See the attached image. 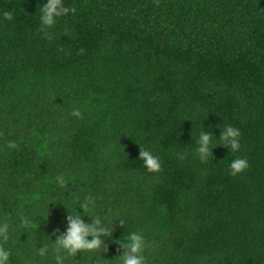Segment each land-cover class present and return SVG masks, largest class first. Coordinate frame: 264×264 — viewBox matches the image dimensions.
<instances>
[{
    "label": "trees",
    "instance_id": "1",
    "mask_svg": "<svg viewBox=\"0 0 264 264\" xmlns=\"http://www.w3.org/2000/svg\"><path fill=\"white\" fill-rule=\"evenodd\" d=\"M42 3L0 0L10 264H52L35 252L73 212L113 220L106 251L79 264H123L132 231L146 239L145 264H264V0H65L75 12L48 35ZM227 124L240 151L214 140L202 163L200 131L219 138ZM237 157L249 167L233 176Z\"/></svg>",
    "mask_w": 264,
    "mask_h": 264
},
{
    "label": "clouds",
    "instance_id": "2",
    "mask_svg": "<svg viewBox=\"0 0 264 264\" xmlns=\"http://www.w3.org/2000/svg\"><path fill=\"white\" fill-rule=\"evenodd\" d=\"M39 12L40 30L48 35L47 29L53 28L59 18L74 13L75 8L66 6L65 0H44ZM3 18L13 21L14 15L10 11H5ZM214 140L219 141L221 146L227 147L230 153L239 152L241 149V130L227 124L222 128L221 136L216 138L212 133L202 129L195 141V155L202 163L208 162L213 157V149L216 148ZM139 159L143 161L144 167L150 172H158L161 168L159 157L150 150L141 148ZM229 167L231 174L236 176L249 167V162L246 158L237 157L231 161ZM55 179L60 186H64L66 183L63 176L58 175ZM85 207H95V201L90 200ZM82 216L76 212L70 213L66 217L67 228L65 232L60 234L54 242L50 240V243H43L42 246H39L35 256L44 261L50 258L52 264H79L77 257L80 254L83 256L85 253H89L95 256L106 251V242L113 233V220L108 226L98 217H93L89 222ZM118 220L122 225L125 224L123 219ZM10 234L11 225L7 222H0V241H8ZM146 243L141 232L132 231L128 233L124 241L120 243L123 250L120 255L123 264H145L146 258L143 250ZM10 256V249L0 244V264H10Z\"/></svg>",
    "mask_w": 264,
    "mask_h": 264
}]
</instances>
